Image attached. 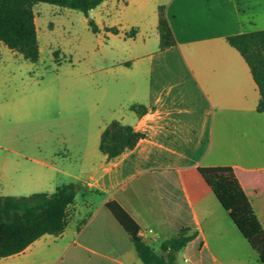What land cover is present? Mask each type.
I'll return each instance as SVG.
<instances>
[{
    "label": "crops",
    "instance_id": "0c3cea01",
    "mask_svg": "<svg viewBox=\"0 0 264 264\" xmlns=\"http://www.w3.org/2000/svg\"><path fill=\"white\" fill-rule=\"evenodd\" d=\"M161 7L175 48L160 49ZM33 10L39 44L43 14L53 16V32L62 15H84L44 3ZM90 18L98 28L92 32L108 42L107 56L101 78L89 77L86 91L70 98V107L84 111L93 124V150L83 147L79 154L89 164L90 179L33 161L38 173L27 175L21 189L56 190L54 176L61 173L78 182L68 225L61 235H45L0 264H143L107 208L110 201L136 220L158 253L172 237L196 233L179 252L178 264H264L199 172L201 167L233 168L264 229L261 94L249 65L227 41L264 30V0H106ZM4 54L17 53L0 42V58ZM133 105L146 107L147 113L139 117ZM115 121L145 137L109 159L100 150L101 138Z\"/></svg>",
    "mask_w": 264,
    "mask_h": 264
},
{
    "label": "trees",
    "instance_id": "16d2710c",
    "mask_svg": "<svg viewBox=\"0 0 264 264\" xmlns=\"http://www.w3.org/2000/svg\"><path fill=\"white\" fill-rule=\"evenodd\" d=\"M105 1L0 0V42L25 60L37 63L41 52L33 10L35 5L44 3L69 8L90 18V12ZM89 25L94 33L98 32L93 20ZM109 31L118 33L116 29ZM133 33L131 31L128 35ZM159 33L161 50L177 47L163 7L159 9ZM227 41L249 65L261 94L258 111L264 112V30L230 36ZM131 111L142 117L147 113V108L133 105ZM144 137V134L115 121L103 132L100 150L109 159H114L134 149ZM199 172L264 263V229L233 168L201 167ZM78 190L76 184L70 183L58 186L52 194L0 196V259L22 253L45 235H61L68 225V209L74 204ZM106 206L131 237L143 264H178L179 252L197 237L196 233H180L165 241L158 253L144 240L136 220L118 202L110 201Z\"/></svg>",
    "mask_w": 264,
    "mask_h": 264
},
{
    "label": "rangeland",
    "instance_id": "374dc122",
    "mask_svg": "<svg viewBox=\"0 0 264 264\" xmlns=\"http://www.w3.org/2000/svg\"><path fill=\"white\" fill-rule=\"evenodd\" d=\"M73 14L62 15L55 32L49 28L53 16L45 13L38 18L42 51L37 63L20 54L0 58V196L38 193L20 187L27 175L38 173L35 160L90 179L89 164L79 154L83 147L93 150L89 145L93 124L84 111L70 107V98L86 91L83 83L89 77L101 78L108 42L92 32L85 15ZM54 180V185L78 183L63 173ZM40 191L52 194L55 189Z\"/></svg>",
    "mask_w": 264,
    "mask_h": 264
}]
</instances>
